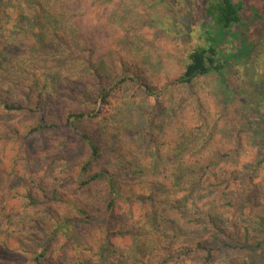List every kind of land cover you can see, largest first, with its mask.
Returning <instances> with one entry per match:
<instances>
[{
	"label": "trees",
	"instance_id": "obj_1",
	"mask_svg": "<svg viewBox=\"0 0 264 264\" xmlns=\"http://www.w3.org/2000/svg\"><path fill=\"white\" fill-rule=\"evenodd\" d=\"M157 1L167 2L171 7L179 2ZM199 6H202L203 18L198 31L203 41L190 48L187 62L172 84L191 86L205 75L221 73L231 63L254 60L259 56L258 49L264 48V0H194L189 4L190 9ZM133 9L134 6L126 0H0V71L7 73L6 80L12 91L23 93V99L0 97V113L34 114L38 117L34 124L26 126L19 134L25 136V140L32 135L62 129L76 134L79 141L87 145L86 157L76 165L75 175L64 186L74 184L71 191L82 196L94 191L100 200L97 201L99 206L92 213L85 205H76L79 222L62 216L54 223L63 233L70 226L77 230L79 224L88 233L100 224L103 227V234L95 241L82 238L80 242L71 241L67 247L62 245L55 260L46 259L50 255L49 243L38 254L29 249V253L32 252L30 257H26L29 264H124L127 260L133 264H183L195 256H198L200 264H212L222 251L255 253L263 248L264 238L251 235L248 225L239 227L236 217L238 220L244 217V211L251 209L252 203L256 208L264 200V68L256 75L257 80L251 82V101L248 104L253 103L243 114L240 127L224 125L221 128L232 133L237 143L221 145L208 143V139L204 143H168L169 154L161 166L171 165L172 185L176 186V191L184 192L181 201L174 204L168 195L164 197L153 184H149L147 196L138 200L141 216L130 221V208L126 212L128 223L113 220L117 200L122 197L123 181L119 177L132 164L140 165L142 160L136 158L134 162L133 156L126 159L122 155L120 157L126 160L113 172L102 158V144L94 135L81 130L76 122L102 115L121 85L135 81L136 75L127 69L121 74L115 72L112 77L102 75L106 66L115 63L113 53H125L121 49L128 33L139 32L136 34L140 37L137 39L140 44L147 38L144 30H152L156 36L151 24L136 23V19H132ZM107 23L115 25L112 34L115 38L109 39L115 43L112 47L106 44L110 34L104 29ZM241 26L244 30L239 29ZM253 30L255 35L247 42V35ZM234 34L239 45L235 42L231 46L226 39ZM27 58H33L28 68L24 65ZM39 61L43 62L41 67H37ZM29 69L35 71L29 73ZM39 78L45 80L40 86L37 85ZM73 81L79 82L75 90L70 87ZM142 84L141 88L148 95H155L146 82ZM91 87L92 90L89 89ZM62 90L65 96L60 95ZM193 95L197 108L191 122L195 129L200 130L210 122V116L202 110L200 95L197 92ZM46 99L54 102L65 100L70 102L66 106L70 108L60 119L48 121L46 115L55 117L56 110ZM223 108L228 109V105H223ZM227 113L228 110L223 111L221 118ZM216 129V126L211 129V136L215 135ZM7 130L14 131V128L11 126ZM157 144L149 143L155 147ZM141 145L143 143H136L134 147ZM156 155L161 158L159 148ZM247 156H256L257 159L251 167L245 168L246 165L241 163ZM29 160L27 157L26 162ZM255 179H258L260 187H257ZM99 185H102L99 188L102 193L95 189ZM203 190L212 191L215 197L210 199L206 208L194 210L183 224L188 226V231H198L209 239L200 236L192 241L176 243L177 234L160 226L166 220L167 210L185 214L188 201L198 198L196 194ZM21 197L25 209H37L49 200L62 199L57 189L45 194L43 187L24 189ZM104 208L106 216L100 217ZM2 212L4 210L0 208V217L3 216L0 224L2 220L8 224L14 213ZM102 218L107 221L102 223ZM35 223L38 225L37 220L33 225ZM125 236L138 238L140 244L134 246L127 256L109 255L111 249L114 254L116 252L111 247V239ZM48 238H56L55 232L50 231ZM72 250L74 255H70ZM19 259L23 264L24 260ZM229 260L223 259L218 264H234Z\"/></svg>",
	"mask_w": 264,
	"mask_h": 264
},
{
	"label": "rangeland",
	"instance_id": "obj_2",
	"mask_svg": "<svg viewBox=\"0 0 264 264\" xmlns=\"http://www.w3.org/2000/svg\"><path fill=\"white\" fill-rule=\"evenodd\" d=\"M126 1L134 6L130 15L132 19H136V23L142 22L148 26L151 24L156 30V36L152 30H144L143 33L147 38L140 44L137 40L140 37L136 34L139 32L136 30L126 35L128 37L121 49L125 53H113L112 58L114 57L115 63L106 66V71L102 75L112 77L115 72L121 74L127 69L137 78L135 77L133 83L121 85L102 115L76 123L81 130L94 135L96 141L102 144V158L113 172L131 156L135 159L134 162L136 158L142 160L140 165L132 164L130 169L123 171L119 177L123 181L122 197L117 200L116 216L113 220L128 223L129 216H126L128 209L132 210L130 221L141 216V204L138 200L147 196L149 184H153L154 189L160 191L159 193L162 192L164 197L168 195L174 204L181 201L184 192L176 191V186L172 185L171 165L161 166L166 154H169L168 143H204L206 139L208 143L221 145L237 143L232 133L224 132L221 128L224 125L240 127L243 114L249 111L253 103L252 101L248 104L251 101L249 94L251 82L257 80L256 75L264 68V48L258 49L259 56L254 60L231 63V66L224 68L221 73L213 72L205 75L191 86L172 84L171 82L187 62L190 48L203 41L198 31V25L203 18L202 6L190 9L189 4L194 3V0H178L179 2L172 7L167 5V2L157 0ZM114 26V23H107V27L104 28L110 33L106 41L109 47L115 44L109 41L111 37L115 38L112 35ZM239 29L244 30V27L241 26ZM254 35L253 30V33L247 35V42ZM236 37L237 35L234 34L232 37L228 36L226 40L233 46ZM236 44L239 45L238 42ZM32 61L33 58H27L24 60V65H27V68L31 67ZM42 61L37 62V67L42 66ZM32 71L35 70L29 69V73ZM6 74L0 71V97L23 99V93L19 94L8 87ZM44 81V78H39L37 85H42ZM143 81L155 95H148L141 88ZM78 83L73 81L70 85L71 89H77ZM196 92L200 95L203 112L210 116V122H206L200 130L195 129L194 123L191 122L197 108L193 95ZM60 95L65 96L63 90ZM57 101L46 99V102H50L56 110L55 117L46 115L48 121L60 119L64 111L70 108L66 107L70 102L68 104L61 99ZM223 105H228V109L223 108ZM225 110H228V113L221 118ZM36 119L38 120V117L34 114L0 113V208L4 210L2 213L6 214L8 211L14 213L8 224L3 220L0 224V264H21L19 258L24 260L23 264H29L26 257H30L32 252L40 253L47 243L50 245L48 251L50 255L46 259L55 260L62 245L67 247L71 241L80 242L82 238L95 241L103 234L102 224L89 233L81 224L78 225L77 230L70 226V229H66L63 233L57 223H54L55 219H60L62 216L69 221L79 220L75 211L76 205H85L90 212L95 213L99 206L97 201L100 200L94 191L82 196L71 191L74 184L64 186L66 181L75 175L76 165L86 157L87 145L81 143L76 134L62 129L57 132L49 130L43 135H32L25 140V136L19 134L26 126L34 124ZM11 126L14 131L7 130ZM214 126L218 129L215 135L211 136L210 131ZM136 143L143 145L134 147ZM149 143H158L156 147L159 148L160 159L156 155L157 148L154 145L150 146ZM122 155L126 159H122L120 157ZM27 157L30 160L26 162ZM256 159V156H247L241 164L246 165L245 168L251 167ZM254 182L258 183V179ZM257 185L260 187L261 184ZM99 186L95 189L102 193L99 189L102 185ZM30 187H43L45 194L55 188L62 199L49 200L37 209H25L21 192ZM196 195L199 197L188 201L185 214L181 212L175 214L169 209L165 214L166 220L161 222L162 228L177 234L176 243L192 241L200 236L202 239H209L207 235L204 236L198 231H188V226L183 224L194 210L206 208L210 199L215 197V194L209 190H203ZM37 198L41 200L38 195ZM262 202L256 208L252 203L251 209L247 208L244 211V217H240L239 220L238 217L236 218L239 227L248 225L251 235L264 238V200ZM101 215L100 217L106 216L105 208ZM34 220L38 221V225L36 223L33 225ZM104 221L107 220L102 218V223ZM50 231L56 234L53 240L48 238ZM139 244L138 238L115 237L111 239V247L116 250V255L112 249L108 252L112 257L118 254L127 256L133 251L134 246ZM69 252L70 255L75 254L74 250ZM197 257H191L183 264H200ZM226 258L234 264H264V245L255 253L244 250L222 251L212 264H218ZM124 264L133 263L127 260Z\"/></svg>",
	"mask_w": 264,
	"mask_h": 264
}]
</instances>
